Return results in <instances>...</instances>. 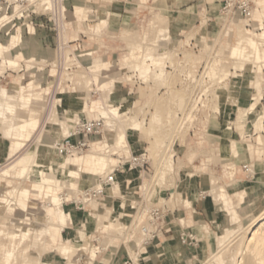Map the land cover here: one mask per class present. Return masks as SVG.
<instances>
[{"label": "rangeland", "instance_id": "obj_1", "mask_svg": "<svg viewBox=\"0 0 264 264\" xmlns=\"http://www.w3.org/2000/svg\"><path fill=\"white\" fill-rule=\"evenodd\" d=\"M65 1L67 10L71 12V14H69V21L73 23L71 38H80L81 36L79 33L82 32L88 40L90 39V41H93L92 43H88L87 39H83L86 48L98 51V48L102 47L103 49L106 48L107 53L105 55L103 52L95 54L93 56L95 57L93 61L94 64L91 67H88L90 65L88 60H83L82 66L78 65L80 69H76L77 73L75 72L72 77H67L66 73H64L60 78L55 76V69L51 67V62L54 63L56 60L53 47L50 45L45 46L44 43H42V40L50 34L51 36H49L50 38L48 39L50 42H53L52 32L49 30H45L44 32L36 30V34L31 36L26 34L25 27L26 24H29L28 20L16 23V27L12 28L10 32L12 33L16 29L21 28V35H23V40L26 44V47L23 49L26 53L37 59V61L42 59L45 60V62L39 64L41 68L44 67L43 71L37 72V67L39 66L36 65V68H33L31 71V75L36 76L38 73L42 74L43 77L40 81V88L43 91H47L49 94L43 92L41 100L32 102L31 108L30 106L23 107L22 105L20 106V104H15L19 102H13L15 104L14 113L19 116H14L12 120L4 124L0 122V153L7 145L9 147L5 156L0 154V171L4 169L5 166L14 164L18 160V156L25 152L31 154L33 153L32 151L35 150V159H38L40 155H44L47 158L49 155H52L53 150L47 147L45 149L44 144H42L37 137L42 134L46 136L49 141H59L60 133L58 131L55 133L52 132L53 128L51 127V122L54 120V122L58 124V127H63L64 125L68 127L66 121L74 116L88 118L98 117L94 110L95 105L109 103L111 101L117 104L120 103L123 105L124 111L129 114L134 104L136 106L135 111L138 113V121L142 125H140L139 132L129 130L125 134L123 143L119 147L117 146V148H110L111 150L107 155L111 158V164L114 163L115 160L117 162V158L112 156L118 152L127 155L130 151L129 143L135 142V146L143 148L149 153L151 165L155 174H157L160 158L164 159V156H172L174 172L166 175L165 181L167 183L169 182L168 184L171 183L173 186L177 185L178 193L176 194L174 190H172L171 199L176 195L177 200L180 201L181 194L183 198L181 202L186 208H182L179 202L176 203L177 206L175 207L179 211L178 217L184 220L185 225L191 227L189 228L190 231H193L198 240V245L196 247L183 245L180 241L179 243L183 248L192 249V252L189 251L185 253V256L190 257L193 264L202 263L205 257L209 255L208 245L211 243L210 240L216 245V238L229 229V224L225 221L227 214L224 208L211 199V196L217 193L219 186H224L228 195L232 197V206L237 210L242 223L247 224L249 216L264 209V129L254 127V121L258 115L264 114V105L255 104L256 109L248 116L246 119L247 121H244L245 124H236L240 110H245L250 100L253 98L256 99L257 97L256 91L253 90L254 82H259L260 91L262 88L263 76L261 71L264 68V40L256 39L254 33L260 32L263 26L259 27V29L257 28L258 30L247 33V31H245L246 29L243 27V23L235 20L233 21L235 25H225L223 28L222 18L218 15V8L221 0ZM77 4L81 5L83 10H85V8L96 9L93 13L89 12V14L86 15L85 18L90 21L89 23H82V15H74L75 6ZM258 4L261 10L258 9L255 12L254 19L261 22L260 16L264 7V2L259 1ZM117 7L127 9L125 13H122L124 16L128 17V22L124 25H115L113 22L112 15L116 14V12H112L111 10L113 9L115 11ZM88 15L89 17H87ZM101 18L105 20L99 24L98 22ZM209 20L211 22H209ZM155 21H157V23ZM97 23L99 28L98 32L96 30L93 31V27L95 25L97 26ZM161 29H164V32L168 30L167 33H169V38H166V40L159 39L163 38L161 35L164 32L160 35ZM229 29L233 32L231 31L226 36ZM246 37L251 38L247 47L244 46L243 43ZM5 39L6 36L4 35L0 42L3 43ZM133 42H135V44ZM143 42H145V45H143ZM137 43H141V45H139L141 47L143 46V48L145 47L144 49L141 48L142 54L145 53L147 48H152L156 53L165 50L171 57H169L168 60L166 59L167 62L164 60L165 62L162 65L165 71L163 80L158 81L149 78L148 82L145 81L144 85L134 87L132 93H130L128 91L130 86L126 84L129 76L127 73L131 67V69H133L135 62L131 55L136 52V55L139 56L138 51L133 49L139 46L136 45ZM252 43L255 45H252ZM241 47L245 48L247 54L254 55L253 63H249L246 57L241 58L237 56ZM136 61H138V59ZM109 62L111 63V67ZM241 63L245 64L242 68L239 67ZM1 66H6L5 60L3 59L0 60V72L5 71V73L0 76V86L7 87L8 89L12 88L11 90H13L15 86L13 78L23 76L25 73L24 66L23 64L15 68H9L7 66L2 68ZM83 66L87 68H83ZM202 68L205 77H202L199 81L195 80L189 86L200 87V91L196 89L193 96L195 94H204L201 98L205 102V107L200 108L197 120L195 119L192 121V118L191 121L185 124L184 128L178 131L176 129L180 126L178 121L181 117L180 113L186 109L190 95L186 89L187 85H183L182 74L185 73V71L193 72ZM157 69L159 68L155 70L153 68L152 70L158 71ZM205 73H208V75ZM99 77H101V81ZM110 77L115 80L111 79L106 82L105 80L108 78L110 79ZM151 77L154 78L153 75H151ZM70 78H73V85H75L76 88L75 95L72 99L68 100V97H64L61 91L64 90L65 93H67V91L71 93L68 87V82H72ZM87 80L93 83L89 89H97L99 95L89 94L88 88H86L88 83ZM81 81L84 82L81 83ZM248 81H250L249 85L247 83ZM24 83H28L27 76ZM57 86L58 89H56ZM107 89L111 92H105ZM205 89H207L206 93L203 92ZM69 93L64 95L71 96ZM54 97L62 98L66 101L54 104ZM73 98L78 99L74 100ZM79 99L82 102L79 101ZM64 104L77 106V112H71L70 106H63ZM215 109L216 112L219 111V115L212 114V111ZM2 115H4V113L0 112V121L2 120ZM6 116L9 118V114H6ZM23 117L25 121L22 120ZM31 120H34L37 124V129L33 132L28 130L23 136L13 133L8 137L2 134V131L8 128L15 127L20 129L22 122L28 123ZM150 124H152V126ZM261 124L264 128V119L261 121ZM239 125H242V128H240ZM114 137L115 136L111 135V140L115 141L116 139ZM161 140L163 144L159 142V145L158 141ZM168 143L171 144L169 145ZM17 145L20 147L17 148ZM226 145H228V148L223 151V146ZM105 146L107 147L109 145ZM172 147L175 156L173 153L168 155L165 153L167 150L170 151ZM104 152L105 149L97 151L93 148L92 151L86 152L82 156L93 153L103 154ZM63 160L64 159H61L59 161L61 162ZM243 165L250 167L251 174L247 175V173H245L242 169ZM229 172H231L232 175H229ZM162 174L163 173H160L161 178ZM38 178L39 177L28 180L25 177L13 178L7 176L0 179V185L3 186V188L0 189V199L17 198L19 203L21 202L34 207V211L32 212L19 209V211L15 213L9 212L8 209L0 208V247L1 243L10 244V240L6 234L15 233L14 226L16 225L25 228L31 224L32 229H34L33 231L37 232H40L42 229L41 227L44 226L41 217L38 215V211L43 209V207L52 205L49 203V197L45 196L44 190L42 191L39 189V194L35 192L34 183L38 181ZM213 178L214 180H212ZM91 181L92 178L89 175H81L77 187H88ZM141 183H144L143 178L142 182L138 180L135 185L137 186ZM130 184L131 183L125 182L124 180V183L121 184L123 190L119 192V196L126 195L125 190L129 188ZM212 188L213 191H210ZM244 188H246V190L250 189L251 191L256 189L253 194L245 197V202L235 196L236 192H240ZM24 189L29 191L26 198L22 194ZM135 190L136 189L132 190V192ZM67 191L66 188H62L59 190L58 194L66 192L67 195ZM202 191L206 192L204 200L198 198L199 193ZM153 192L152 203H162V198L164 197L163 191L158 194V189H156ZM212 192L214 193L212 194ZM13 194H15L14 197H12ZM19 198H24L23 200L25 201L22 202ZM67 199H70V194L67 195ZM131 199L136 200L137 196H133ZM117 201L121 200L116 199L113 202ZM14 202L15 201L12 203L10 202V206H15ZM171 206L173 208L174 204L172 203ZM66 210H71L73 212L76 222L82 223L87 220V227L84 231L76 229L73 225L68 224L61 229V237L57 243L53 244L50 240V233H46L44 237L41 236L40 240L36 243L37 245L33 244V232L28 235L29 238L27 236L25 239L19 234L12 242L16 246L14 248L15 252L13 251L14 257L10 264H29L28 260H31L32 263L55 261L58 264H70L71 262L78 264H112L113 254L116 252H118L119 255L122 254L123 250L120 249L122 243L119 240H115L112 244L116 248H110L109 250L100 252V254H97L98 257L94 261L86 255L78 256L77 250L74 248L73 250L71 249V252L67 256L60 254V251H54L53 249L59 247L58 245L60 243L65 244V242L67 243L69 241L73 247L79 248L81 243L76 237L89 234L93 225L91 222L92 219L83 212L74 210L70 206L67 207ZM104 210V213L99 214L100 216L106 215L105 217L108 218L110 214H107L105 208ZM118 213L123 215L120 210ZM128 213H130V211H128ZM101 218L103 217H100L99 220L101 221L98 220L101 223H97L98 221L96 222L98 231L102 234L106 233V235L113 240V238H116V234L120 232L119 228H122V224L113 223L115 225H113V230H117L107 233L108 231L102 224V220L104 221L105 218ZM46 226H48L49 229L56 227L51 220H48ZM178 229V222L175 223V221H172L167 227V232L170 235V233L175 230L178 231ZM233 236L235 237V234ZM233 236L231 239H235ZM161 239L163 238H160L159 241L148 248L152 249L156 244H160L159 248H161L163 244L165 246V242H161ZM236 239L238 240V238ZM236 239L233 241V244L237 241ZM105 241L106 239L102 238L100 245L104 247ZM174 241L177 242V240L172 239L171 243ZM19 242H21L20 245ZM38 243H41V245ZM91 246L95 248L92 244ZM166 251H168L169 254L170 250H168V248ZM134 253L135 251L128 249V255L132 259H134V257L131 255ZM22 258H25L26 261H22ZM143 261L149 264L148 259L145 258L144 260H140L142 263Z\"/></svg>", "mask_w": 264, "mask_h": 264}, {"label": "bare ground", "instance_id": "obj_2", "mask_svg": "<svg viewBox=\"0 0 264 264\" xmlns=\"http://www.w3.org/2000/svg\"><path fill=\"white\" fill-rule=\"evenodd\" d=\"M32 1L35 3L36 0H32ZM41 1L44 4H47V2H48V0H41ZM35 6L40 7V5H38L37 2L35 3ZM85 11L87 14L88 11L86 9H85ZM75 14L77 16L81 14V9L78 6L75 8ZM104 20L105 19L101 18L98 23L100 24ZM260 20L263 24L264 23V7L262 9ZM155 22L157 23V21H155ZM98 23H97V26L93 27V31L96 30L98 32V29H99ZM229 25L230 26L235 25V22L231 21L229 23ZM230 26H229V28L231 29ZM230 29L227 31L226 36L232 31ZM161 30H160V35L162 32H164L163 31L164 29H161ZM30 31H33L32 28H30ZM167 31L162 33L161 36H163V38H159V39L166 40V38H169V33H167ZM245 31H247V33L251 32L248 30H245ZM94 33H96V32H94ZM6 35L7 36H6V39L4 40V42L3 43L0 42V60L1 59L5 60V65L9 68L19 67L20 64H23L25 73L23 74L22 77L18 76L17 79L13 78V82L15 84V86L13 87L14 88L13 90H11L12 88L8 89L7 87L0 86V112L4 113V115L1 116L2 117V120L0 121L1 124H4V123L12 120L14 118V116H17V117L19 116V115L14 113L15 112V104H17V105L20 104V106L22 105L23 107L30 106V108H31L32 102H37V101L41 100V96H42L43 92H46V94H49L47 91H43L40 88V81L43 77L42 74L38 73V75L36 74V76L31 75V71L33 70V68H36V65L39 66V67H37V72L43 71L44 67L41 68L39 64H41V62H45V60L42 59L40 61H37V59H35L34 57H32L26 53V51L23 49L26 47V44L23 40V35H21V28L16 29L12 33L10 31H7ZM254 36L256 39L264 40V24H263V28L261 29V31L258 33L257 32L254 33ZM250 39H251L250 37H246L243 40L244 46L247 47V45L250 42ZM184 42H186V41H184ZM133 43L135 44V42H133ZM144 43L145 42H143V45H145ZM139 44L141 45V43H137L136 45H139ZM140 45L138 47L133 48V49L141 52V48H143V46L141 47ZM252 45H255V44L252 43ZM252 47H254V46H252ZM142 51H145V50H142ZM154 51L152 48H147V50L145 51L143 56L141 58H139L138 61H136L137 58H136V56H134V54L131 55L132 59L135 60L133 69L138 71L140 76L147 82H148L149 78L156 79L158 81H161L164 79L165 71H164L162 65L165 62L164 60H166V59L168 60V58L171 57L169 55V53L166 52L165 50H162L158 53H156ZM89 55L90 54H87L85 56H89ZM85 56H82V57H85ZM237 56H239L241 58L246 57V60L249 61V63H253L254 55L247 54L245 52V48L241 47ZM94 59H95V57H93L92 59L87 58L84 60H88L90 62V65L88 67H91L94 64L93 63ZM167 60H166V62H167ZM51 63L53 64V62H51ZM78 65L81 66L79 63H78ZM244 65H245L244 63H241V65L239 67L242 68ZM6 66H1V67L4 68ZM51 67H53V66H51ZM152 67L154 68V70L156 68H159V69H157L158 71H154V70H152L153 69ZM130 69H129V71H130ZM131 71H132V69H131ZM4 73H5V71H1L0 76H1V74H4ZM151 75H153L154 78H152ZM26 76L28 78L27 84L24 83ZM83 82L81 81V83H83ZM87 82H88V80H87ZM249 82L250 81L247 82L248 85H249ZM88 83L86 85V88H88L89 94H91V92H94L95 94L99 95V92L97 89H94V90L89 89L91 87V85H93V83H90V82H88ZM253 90L256 91L257 97H256V99L253 98L250 100V102L247 104V108L245 110H240L236 124L237 123L242 124V125H243V123L245 124L244 121H245L247 115L251 114L255 111V109H256L255 104H260V99L262 96V90L260 91L259 82H257V81L254 82ZM109 91H110L109 89L105 90V92H109ZM106 94H109V93H106ZM101 96H104V95H101ZM64 101H66V100L62 99V98L54 97L53 103L54 104L55 103L57 104V102L63 103ZM13 102H19V103L14 104ZM66 105L64 104L63 106H66ZM69 106H70L71 112H77V106H74V105H69ZM135 109H136V106L133 104L132 108L130 109L131 113L128 114L124 111V107L122 104L113 103L112 101L109 103H102V104H98V105L94 106V110H95V113L97 114V116L104 120V129L102 131V135L98 138L99 140L96 139L97 142H96V140L90 142V150L89 151H92L93 148L97 151H99L100 149H102V150L105 149V152L103 154H101L102 153L101 152V153L87 154L84 156H82L83 154L82 155H76L74 157H69L67 159H64L63 161L60 162L59 159L54 155V152L52 153V155H49L48 158L45 157L44 155H42V156L40 155V157L38 159L37 158L35 159L36 153L34 154L35 150H33L32 151L33 153H31V154L25 152V153L19 155L18 160L14 164H11L10 166H5L4 169H2L0 171V179H2L3 177H7V176H10L13 178H15V177H23L24 178L25 177L28 180H32V179H35L36 177H39L38 181L34 183V185H35L34 190L38 194L40 193L39 189H41L42 191L44 190L45 196L49 197V203L52 205V206L43 207V209L38 211V215L41 217V220H42L43 225H44V226L42 225L43 227H41L42 229L40 232L33 231L34 229H32V226L30 224V226L25 227V228H22L20 225H16V226H14L15 233L12 232V233L6 234V236L10 240L9 241L10 244L1 243L0 264H10L11 263V260L14 257V252H15L14 248L16 246L12 242L14 241V239H16V237L19 234H21L22 237L25 239V237H27L29 234H31V232H33V234H34V237H33L34 243L33 244L37 245L36 243L40 240L41 236L44 237V234L50 233V240L54 244V243H57V241L61 237V229L66 227L68 224L73 225L76 229H81L83 231L85 230V228L87 227V225H86L87 220H85V222H82V223L76 222V218L74 217L73 212L71 210H66L64 208V206H63L64 202L61 199L60 194H58L59 190H61L62 188H66L68 190L67 195L68 194L71 195L72 191L77 189V184L79 182V177L81 175H89L92 178V181H91V184H92L95 181V179H97L99 176H102L105 173H107L111 169L112 165L113 166L116 165L119 162L120 157H122V156L128 157L129 156L130 151L128 152L127 155H123L122 152H118L117 154L112 156V157L117 158V162L115 160V162L111 164V161H110L111 158H109V156L107 154L110 152V150H111L110 148H112V149L114 147L117 148V146L119 147L123 143V139L125 138V134L129 130L139 132V128H140L141 123L138 121V118H137L138 113L135 111ZM156 113H157V111H156ZM6 114H9V118L6 116ZM255 115H256V113H255ZM150 119H152V118H150ZM263 119H264V114H259L258 117L256 118V120L254 121V127H257L258 129H264L262 124H261V121ZM22 120L25 121V118L23 117ZM153 120H154V117H153ZM54 121L51 122V127L53 128L52 132L55 133L58 131L60 133L58 140L61 141V139L68 134L69 126L67 127V125L66 126L64 125L63 127H60V126L58 127L57 126L58 124H56V122H54ZM150 121H149V123H150ZM47 123H48V120H47ZM49 123H50V121H49ZM152 124H150V125L152 126ZM242 125H239V127L242 128L241 127ZM36 129H37L36 122H34V120L33 121L31 120L28 123L22 122L20 129L15 128V127L8 128L7 130H3L2 134L6 137H8L9 135H11L13 133H16L19 136H23L28 132V130L33 132ZM149 134H150V132H149ZM111 135L115 136L114 137L116 139L115 141L111 140V138H110ZM25 139H28V138H25ZM37 139H39L42 142V144H44L45 149L47 147L48 149H52V150L54 148V145L57 142H59V141H53V140L49 141L48 138L42 134L39 135L37 137ZM109 140H111V143H109ZM157 140H159V139H157ZM159 142L162 143V140L158 141V143ZM163 142H165V141H163ZM105 145H109V146L106 147ZM159 145H160V143H159ZM228 145L223 146V151L228 148ZM18 147H20V146L17 145V148ZM8 149H9V147L7 145L6 148H3V150L0 154L5 156V154L8 152ZM77 156H80V157H77ZM158 164H159V166H161L163 168H166L170 171H173L172 156H167V157L164 156V159L160 158ZM227 169H230V168H227ZM160 173L164 174V172H160ZM163 174L161 175L162 177H163ZM229 175H232V173L229 172ZM159 176H160V174H159ZM117 177H118V183H115L113 185V187L111 188V190H110L111 195H113L114 197H123V196H119V192H121L123 190L121 184L124 183L125 179L121 178L120 176H117ZM212 180H214V178ZM212 180H211V183H212ZM125 182H127V181L125 180ZM130 186H131V184H130ZM2 188H3V186L0 185V189H2ZM210 191H213V188ZM255 191H256V189L251 191L250 189L246 190V188H244L242 191L236 192L235 196L240 198L241 201L245 202V197L247 195L253 194ZM28 192L29 191L27 189H24L22 191V194H23V196H25V198H26ZM125 193L126 194L129 193L128 188L125 190ZM213 193L214 192H212V194ZM14 195L15 194H13L12 197H14ZM23 199L24 198H19V200L22 202L25 201ZM211 199L213 202L221 205L224 208V210L227 214L225 221H227V223L229 224V229L226 230L222 235H220L216 238V241H217L216 245H214L212 240H210L214 246L211 243H210V245H208L209 246L208 247L209 255L207 257H205V260L202 263H199V264H264V209L252 214L251 216H249L248 217V219H249L248 223L244 224V223H242V221L238 215L237 210H235L233 208L232 197L230 195H228L224 186H219L217 193L215 195L211 196ZM13 201H15L14 202L15 206L12 207V206H10V202L12 203ZM125 205H126L125 201L122 200V201L114 202V204L111 207H109V208L105 207V209L107 211V214L108 213L111 214V212L113 210L116 213H118L120 210V207H125ZM16 206H18V207H16ZM0 208L1 209H8L9 212H14V213L16 211H19V209L25 210V211L29 210L31 212L34 211L33 206H28V205L21 203V202L19 203L17 198H15V199L14 198L13 199H11V198L0 199ZM105 216L104 215L100 216L99 213H96L94 216V219L97 222L100 219V217H103L101 219L105 218L104 221L102 220V222H103L102 224H103L104 228L108 231L107 233H109L110 231L111 232L116 231L117 229L113 230V228L115 226L113 224V222H111L109 220V217L106 218ZM48 220L53 221V223L56 225V227L49 229V227L46 226V223L48 222ZM29 221H30V219H29ZM29 221H27V222H29ZM99 221H101V220H99ZM99 221L97 223H101ZM91 222L94 223L93 220ZM233 225H235V226H233ZM234 234H235V237L233 236ZM232 236L235 239L238 238V240L236 239L237 241L234 244H233V241H235V239H231ZM28 238H29V236H28ZM76 239L81 243V246L79 248L73 247V245L69 241L67 243L65 242V244L60 243L58 245L59 247H57L53 250L58 251V252L60 251V254H63V256L64 255L67 256L71 252V249L73 250V248H74L77 250L76 252H77L78 256L79 255H86L87 257L89 256V258H91L92 261H94L98 257L97 254H99L100 250L97 248H92L88 235L83 234L81 236H77ZM157 241H159V240H155L154 243H156ZM20 243L21 242H19V245H20ZM38 244L41 245V243H38ZM153 244H151L150 246H152ZM159 245L160 244L154 245L152 249L148 248L150 246L140 248L138 250V252H135L133 255H131L134 257V259H132L133 263L134 264H143L142 262H140V260L141 259L144 260L146 258V259H148L149 264H193L192 259L190 257H187L185 255H181V252L178 249L176 241L171 243V249L169 251V254H168V251H166L167 247H165L164 244L161 248H159ZM24 252H26V251H24ZM24 252H22V253H24ZM21 254H20V256H21ZM58 257H60V256H58ZM153 259H155L154 262H152ZM22 261H26L25 258ZM28 262H29V264H58L55 261H53V262L52 261H45V262L41 261L40 263H32L31 260L30 261L28 260ZM70 264H78V263L71 262Z\"/></svg>", "mask_w": 264, "mask_h": 264}, {"label": "built area", "instance_id": "obj_3", "mask_svg": "<svg viewBox=\"0 0 264 264\" xmlns=\"http://www.w3.org/2000/svg\"><path fill=\"white\" fill-rule=\"evenodd\" d=\"M259 1L260 0H221L218 8V15L222 18L223 28L225 25H229L231 21L238 20L243 23L244 29L249 31L258 30L259 27H262L264 24L254 19L255 12L258 9L261 10L258 4ZM36 2L40 7L35 6ZM35 3L32 0H0V40L4 35L7 36V31H11L12 28L16 27V23L26 20L29 21V24H26L27 35H35L36 30L39 32H44L45 30L51 31L53 42H50L48 39L50 38L49 36H51L50 34L42 40V43H44L45 46L50 45L53 47L56 60L51 65L55 69V76L60 78L64 73H66L67 77H72L76 69H80L78 63L82 66V61L84 59H92L93 56L99 52H103L104 55L107 53L106 48L103 49L102 47L98 48V51L86 48L83 39H87V37L82 32L79 33L81 36L80 38H71L73 23L69 21V14H71V12L67 10L65 0H48L47 4H44L41 0H36ZM85 9L88 11L87 14L96 11L94 8ZM87 17H89V15ZM89 22L90 21L86 18L82 21V23ZM209 22L211 21L209 20ZM30 28H32L33 31H30ZM87 42L92 43L93 41L87 39ZM138 53L139 56L134 52L137 59L143 56L140 51H138ZM87 54L90 55L85 56ZM83 68L87 67L83 66ZM127 74H129V76L126 84L130 86L128 89L130 93H132L134 87L144 85L145 80L140 76L138 71L132 69V71H128ZM203 74V68L193 72L185 71V73L182 74L183 85H187L186 89L190 95L186 109L180 113L181 117L178 120L180 126L176 129L178 131L184 128L185 124L191 121L192 118V121L195 119L197 120L200 108L205 107V102L201 98L204 94H195L193 96L196 89L200 91V87L189 86L195 80L199 81L202 77L204 78L205 76ZM205 74L208 75V73ZM261 74L263 78L260 104L264 105V68ZM70 79L72 81L73 78ZM68 87L71 93L67 91V93L64 94L69 93L73 95L76 88L75 85H73V81L68 82ZM56 89H58V86ZM206 91L207 89L203 90L204 93H206ZM91 93L95 94L94 92ZM212 114L219 115V111L216 112L215 109L212 111ZM251 114H248L246 119ZM66 122L69 126L68 134L64 136L61 141L57 142L53 148L54 155L59 160L88 152L90 150V142L98 139L102 135L104 129V120L99 117L88 118L74 116ZM110 142L111 140H109V143ZM129 144V156L120 157L116 165L112 166L107 173L95 179L88 187H77L76 190L72 191L69 200L67 199L66 192L60 194L61 199L64 201V208L66 209L70 206L74 210L81 211L88 215L94 221L89 231L90 233L87 235L90 243L95 248L99 249L100 252L109 250L110 248H116L112 245L115 240L121 241L122 244L120 245V249L123 251L128 253V249H131L132 251L138 252L140 248L148 247L153 244L155 240L164 238L168 234L167 227L172 221H175V223L178 222L179 241L183 245L196 247L198 245L196 235L190 231L189 228L191 227L185 225V222H183L184 220L178 217L179 211L175 207L177 206L176 203L179 202L182 208H186L181 202L183 200L181 194L180 201L177 200L176 195L171 199V191L174 190L177 194L178 187L177 185L173 186L171 183L168 184L169 182L167 183L165 181V176L172 174L174 171L158 166L157 174H155L151 165L149 153L145 149L133 145L131 142ZM168 144L170 145L171 143ZM165 153L167 155L170 153L174 154L173 147L170 151L167 150ZM242 169L247 175L251 174L249 166L243 165ZM160 172H164L162 178L159 176ZM117 176L125 177V180L131 183V186L128 188L129 193L123 197H114L111 195V188L115 183H118ZM142 178L144 179V183L136 186V181L141 180L142 182ZM134 189L136 190L132 192ZM156 189H158V194L162 191L164 193L162 203H152V194ZM133 196H137V199L129 200ZM198 197L204 200L206 192H200ZM116 199L121 201L124 200L126 205L125 207H120V211L123 215L116 213L114 210L109 215V220L111 222L122 224V228H120V232L116 234V238L109 240L111 237L109 238L106 233L102 234L98 231L94 216L96 213H104V208L111 207L114 204L113 201ZM172 203L175 208H172ZM128 211H130V213H128ZM102 238L106 239L104 247L100 245ZM122 264H133V260L129 255H126Z\"/></svg>", "mask_w": 264, "mask_h": 264}, {"label": "crops", "instance_id": "obj_4", "mask_svg": "<svg viewBox=\"0 0 264 264\" xmlns=\"http://www.w3.org/2000/svg\"><path fill=\"white\" fill-rule=\"evenodd\" d=\"M260 1H263L264 2V0H260ZM79 7L80 9H81V14L80 15H82L83 16V19H82V21L85 19V17H86V11L85 10H83V7H81V5H79V4H77L76 6H75V8L76 7ZM112 12H116V14H114V15H112V19L114 20L113 22H114V24L115 25H124L125 23H127L128 22V17L127 16H124L122 13H125L126 11H127V9H124L123 7H117V8H115V11L112 9L111 10ZM74 15H76L75 14V11H74ZM79 15V16H80ZM96 26V25H95ZM92 30V29H91ZM124 59V58H123ZM102 61V60H101ZM110 63V62H109ZM110 67H111V63H110ZM109 67V68H110ZM50 77V76H49ZM54 77V76H53ZM52 77V78H53ZM100 78L101 77H99V80H100ZM17 79V78H16ZM111 79H114V78H112V77H110V79L108 78L107 80H105L106 82H108L109 80H111ZM115 80V79H114ZM49 81V80H48ZM101 81V80H100ZM51 82V81H50ZM115 89H116V86H115ZM65 93V91L64 90H62L61 91V94H63V96L64 97H68V100H70V99H72V97L75 95V94H73V95H71V96H68V95H64V93ZM74 100H77L78 98H73ZM79 101H81L80 99H79ZM82 102V101H81ZM67 106H69L68 104H67ZM135 142H132V144L133 145H135L134 144ZM121 178H123V179H125V177H122V176H120ZM199 198V197H198ZM201 200V199H200ZM193 232V231H192ZM178 237H179V229H178V231L177 230H175V231H173L172 233H170V235L169 234H167L163 239H161V242H165V247H167L168 248V250H170L171 249V240L172 239H175V240H177V246H178V249L180 250V252H181V255H185V253H187V252H189V251H191L192 252V249H187V248H183V247H181V245H180V243H179V240H178ZM162 240H164V241H162ZM123 252H125V253H123ZM122 252V254L121 255H119V253L118 252H116L115 254H113V257H112V264H122V262H123V260H124V257L126 256V255H128V253L126 252V251H123ZM125 255V256H124ZM154 260L155 259H153L152 260V262H154ZM143 264H147V262L146 261H143Z\"/></svg>", "mask_w": 264, "mask_h": 264}]
</instances>
